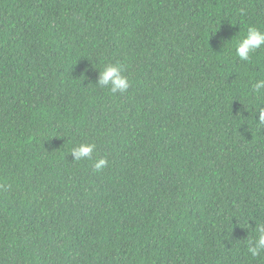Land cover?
I'll return each mask as SVG.
<instances>
[{"label":"trees","instance_id":"obj_1","mask_svg":"<svg viewBox=\"0 0 264 264\" xmlns=\"http://www.w3.org/2000/svg\"><path fill=\"white\" fill-rule=\"evenodd\" d=\"M253 25L264 0H0V264H264Z\"/></svg>","mask_w":264,"mask_h":264},{"label":"clouds","instance_id":"obj_2","mask_svg":"<svg viewBox=\"0 0 264 264\" xmlns=\"http://www.w3.org/2000/svg\"><path fill=\"white\" fill-rule=\"evenodd\" d=\"M261 48H264V30L253 25L247 28L246 34L235 41L234 54L240 61L248 62L252 54ZM95 85L107 89L111 94H125L130 87V81L124 74L122 65L118 62L106 63L102 69H98V78ZM251 90L252 94L259 99L264 94V79L255 80L251 84ZM262 105L264 103L256 104L253 120L258 126L264 127V106ZM95 147L96 145L93 142L79 143L72 147L68 153L71 154L75 162L92 160V170L100 172L108 166L109 161L105 157H98L93 160ZM249 228H252L256 235L254 240H249L247 252L255 258L264 251V222H255L254 227Z\"/></svg>","mask_w":264,"mask_h":264}]
</instances>
